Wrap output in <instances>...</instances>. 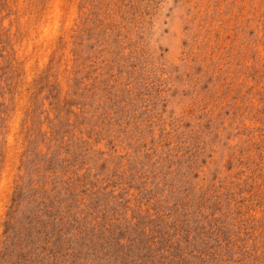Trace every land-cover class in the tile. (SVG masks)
<instances>
[{
    "label": "rangeland",
    "instance_id": "rangeland-1",
    "mask_svg": "<svg viewBox=\"0 0 264 264\" xmlns=\"http://www.w3.org/2000/svg\"><path fill=\"white\" fill-rule=\"evenodd\" d=\"M0 264H264V0H0Z\"/></svg>",
    "mask_w": 264,
    "mask_h": 264
}]
</instances>
